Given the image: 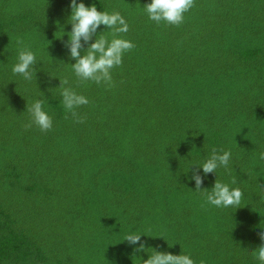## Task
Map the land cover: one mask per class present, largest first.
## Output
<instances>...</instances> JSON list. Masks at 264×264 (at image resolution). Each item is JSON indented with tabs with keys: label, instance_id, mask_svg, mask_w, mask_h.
Listing matches in <instances>:
<instances>
[{
	"label": "trees",
	"instance_id": "1",
	"mask_svg": "<svg viewBox=\"0 0 264 264\" xmlns=\"http://www.w3.org/2000/svg\"><path fill=\"white\" fill-rule=\"evenodd\" d=\"M81 2L129 25L121 35L135 48L112 70L114 87L72 72L71 0H0V264H141L150 251L123 241L130 232L195 264H260L264 0H195L178 27L149 20L151 0ZM17 38L36 54L33 81L12 72ZM65 78L90 101L76 109L84 123L55 89ZM40 92L53 127L25 131ZM213 149L231 159L202 189L239 187L238 209L195 191L190 166Z\"/></svg>",
	"mask_w": 264,
	"mask_h": 264
},
{
	"label": "clouds",
	"instance_id": "2",
	"mask_svg": "<svg viewBox=\"0 0 264 264\" xmlns=\"http://www.w3.org/2000/svg\"><path fill=\"white\" fill-rule=\"evenodd\" d=\"M194 4L195 0H151L142 9L149 20L157 25L164 22L178 27L184 22V14L193 8ZM69 7L71 15L68 20L71 31L67 33L68 40L64 43V47L68 49L69 58L75 61L70 67L78 83L84 84L91 81L97 85H106L108 88L114 87L112 70L120 67L124 54L135 48L131 41L124 39L121 35L129 31L128 23L119 11H98L95 5L86 7L82 2L77 3V0H71ZM101 25L106 31L97 35V29ZM93 38H95L94 42L89 43ZM16 44L18 45V62L12 67V72L21 75L25 81H33L37 72L36 54L24 44L22 39L17 38ZM85 45H87L86 49H84ZM82 49H84L83 55H81ZM55 89L60 90L66 113L70 114L76 123H84L86 117L78 115L76 109L88 105L90 103L88 98L78 94L70 86L67 78L59 80V87ZM41 96L42 98L35 100L31 105H26L29 120L23 125L25 131L35 126L41 132H48L53 127L52 117L44 107L46 98L43 93ZM65 118L67 119L68 116L66 115ZM231 155L230 151L218 152L213 149L202 165L190 166L192 169L190 179L195 182V191L204 194L206 203L217 208H240L243 193L239 187L230 188L229 184L216 179L211 190L202 189L204 177L209 173L215 174L218 168L227 169ZM260 159L264 160V153L260 154ZM201 169L204 175L198 174ZM236 182L235 178L231 181L232 184ZM260 198L264 199V196ZM141 236L143 235L130 232L124 236L123 240L129 245L139 243V247L134 249L135 252L150 251L146 260H140L141 264H195L189 254L173 255L146 248L144 243H140ZM259 239L261 244L253 251V255L260 264H264V231L259 233ZM200 264H204V261L201 260Z\"/></svg>",
	"mask_w": 264,
	"mask_h": 264
}]
</instances>
